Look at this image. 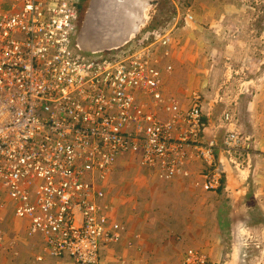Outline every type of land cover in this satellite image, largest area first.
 I'll list each match as a JSON object with an SVG mask.
<instances>
[{"label":"built area","instance_id":"1","mask_svg":"<svg viewBox=\"0 0 264 264\" xmlns=\"http://www.w3.org/2000/svg\"><path fill=\"white\" fill-rule=\"evenodd\" d=\"M78 7L0 0V222L5 213L25 221L49 257L100 264L125 232L109 190L120 159L170 181L194 155L208 168L206 191L218 190L224 170L218 141L206 139L201 95L192 91L184 111L164 89L172 68L163 61L173 32L194 22L189 8L119 49L93 52L81 42ZM219 127L221 153L237 169L250 146L229 112ZM182 264L210 263L189 249Z\"/></svg>","mask_w":264,"mask_h":264},{"label":"crops","instance_id":"2","mask_svg":"<svg viewBox=\"0 0 264 264\" xmlns=\"http://www.w3.org/2000/svg\"><path fill=\"white\" fill-rule=\"evenodd\" d=\"M141 1L115 4L118 8L128 5L123 20L127 23V18L132 19L131 31L124 32L131 34L129 38L136 30L134 16L139 13L141 23L143 15L140 29L151 18L148 10L156 3L147 0L141 9ZM186 5L194 22L173 32L169 55L163 61L172 68L164 73V89L184 111L192 91L201 95L206 139L214 136L219 144L215 154L224 170L222 184L216 191L203 189L208 168L194 155L189 157L187 174L170 181L138 167L136 160L120 159L112 176L128 173L132 179L110 194L119 195L112 201L124 212L120 216L125 232L118 245L102 249L100 264H182L186 251L193 248L202 249L210 264H234L240 251L232 247L229 254L225 253V238L233 242L245 236V228L253 225L249 219L251 205L256 203L264 210V65L259 73L258 60L253 56L257 43L250 26H244L251 23L252 13H243L244 0L237 4L201 0ZM90 28L88 32H92ZM224 112L233 116L235 129L250 146L249 157L237 169L220 150L224 129L219 125ZM133 163L136 170L132 172ZM2 219L0 226L8 232L0 233V264H74L68 257L56 259L44 254L42 237L28 236L25 221L9 213ZM134 232L137 234L133 236Z\"/></svg>","mask_w":264,"mask_h":264},{"label":"rangeland","instance_id":"3","mask_svg":"<svg viewBox=\"0 0 264 264\" xmlns=\"http://www.w3.org/2000/svg\"><path fill=\"white\" fill-rule=\"evenodd\" d=\"M156 3L153 5L151 8L148 10L149 17H151L143 27L145 29H154L157 28L158 26H164L168 25L170 22L171 17L175 15V13H184L185 9L187 8V5H178V7H175L170 0H155ZM231 3H238V0H228ZM240 4V3H239ZM244 11L243 13H252L251 14V23L247 22V24H244L245 28L249 27L252 29V35L254 37L255 43H257L256 46V51L253 53V56L256 60H258V68L259 73L262 72L263 65H264V0H244ZM97 15V14H96ZM155 15L153 19V16ZM124 14L119 17L123 18ZM257 16V17H256ZM98 17V16H97ZM104 18V17H103ZM253 18H255L253 20ZM104 19H107V22L102 21L100 23L101 29H105L103 25H106L108 23V18L105 17ZM114 20V19H113ZM115 21V20H114ZM243 21V20H242ZM179 27H181L179 25ZM142 27H140L139 32L136 34V36H132L131 39L133 40L134 38L139 37L140 35L142 36L143 31L141 30ZM99 30V29H98ZM130 40V41H132ZM233 40V39H231ZM262 63V64H261ZM263 68V69H262ZM136 165L137 163L134 162ZM131 164L132 166L130 167L131 171L136 170L135 165ZM131 172V173H132ZM130 173V174H131ZM129 175L128 173L122 175H113L112 179L109 183L110 185V192L114 191L113 188H119L123 187L128 180L132 179V176ZM119 198V195H114L112 197ZM258 204L254 203L253 206L251 205V209H249V219L250 223L253 225L247 226L245 228V236H240L239 238H236V241L231 242L230 239L225 238L224 244L226 247L225 253L229 254L230 249L235 248L236 251H240L235 258L236 261L234 264H264V216L262 212L264 210H260L257 206ZM113 209H114V216L116 220H119L123 223V217L120 216V214L123 215V211H119L121 208L119 207V204L113 203ZM121 212V213H119ZM264 213V212H263ZM124 224V223H123ZM251 227V228H249ZM2 231L8 232L6 227L0 226V233ZM137 232V231H136ZM136 232L133 233L137 234ZM20 234L23 232L20 230ZM118 245V244H116ZM115 245H113L114 247ZM112 247V246H111ZM112 247V248H113ZM197 249V248H193ZM201 252L205 254V252L202 249H198ZM206 255V254H205ZM207 256V255H206ZM231 260V259H227ZM238 260V261H237ZM182 263V262H181Z\"/></svg>","mask_w":264,"mask_h":264},{"label":"flooded vegetation","instance_id":"4","mask_svg":"<svg viewBox=\"0 0 264 264\" xmlns=\"http://www.w3.org/2000/svg\"><path fill=\"white\" fill-rule=\"evenodd\" d=\"M112 1L114 2V4H116V3L117 4H122V3L118 2V1H115V0H112ZM94 2H97V3L93 4ZM145 2H147V0L141 1V3H140L141 4V9L145 8V5H146V4H144ZM79 6H80L79 7V13H80V19H81V24H80V28H81V42L84 45L93 48V47H95V44H93L92 36L97 37L99 35V30H98V33H97L96 28L100 27V23L102 21H104V22L106 21L107 22V19H104L101 16V14H100L101 11L103 10L102 9L103 6H101L100 0H95V1L94 0H88L86 2H85V0H79ZM91 13H98V17L96 15H92L91 16ZM128 14H129V16H130V14L134 16V13H128ZM137 15H139V13L136 14L134 16V18H137ZM104 16L108 17L106 15H104ZM124 16H126V15H124ZM124 20H125V18H124ZM126 21H127V23L124 24L125 27L123 29L125 31H131V27H130L129 24L132 23V19L127 18ZM138 21L140 22V18L139 17L137 19V22ZM109 22H111V21H109ZM86 23H87V26H88V24L90 25V27H91L90 29L92 30V32L91 31L90 32L87 31V28H86V25H85ZM106 27H107V25H106ZM118 29L122 30V27L120 26ZM86 32H87V34H86ZM100 35H101V33H100Z\"/></svg>","mask_w":264,"mask_h":264},{"label":"water","instance_id":"5","mask_svg":"<svg viewBox=\"0 0 264 264\" xmlns=\"http://www.w3.org/2000/svg\"><path fill=\"white\" fill-rule=\"evenodd\" d=\"M118 1L120 3L125 2L124 0H115ZM101 14V13H100ZM143 14V13H142ZM103 15H106L109 17L110 13H103ZM141 23L138 21H136V30L133 32V36H136V34L139 32V25L143 24L144 19H143V15H141ZM139 17V16H138ZM137 17V19H138ZM119 27H114L112 23L107 24L106 27V33L103 35H98L97 37L92 36L93 39V44H95V47H90L91 51L93 52H105V51H111L114 49H119L121 48L123 45H125V43H127L131 37L129 38V34L124 33L123 29L120 30L118 29ZM123 39L120 43L116 44L115 42Z\"/></svg>","mask_w":264,"mask_h":264},{"label":"bare ground","instance_id":"6","mask_svg":"<svg viewBox=\"0 0 264 264\" xmlns=\"http://www.w3.org/2000/svg\"><path fill=\"white\" fill-rule=\"evenodd\" d=\"M95 1V0H94ZM106 2V3H105ZM97 3V2H96ZM100 3H101V6L102 9H103V12L105 13H110L109 17L108 18V22L109 23H112L114 27H122V29L125 27V21L122 19V18H119L121 16V14H125L127 13V11L125 10L126 7H128V5H121L119 8L115 6L114 2L112 0H100ZM130 3V2H129ZM103 12L101 13V16L105 18V16L103 15ZM95 13H91V16L94 15ZM98 16V13H96ZM94 17V16H93ZM89 18V17H88ZM115 21H114V20ZM87 22V21H86ZM103 23V22H102ZM108 24V23H107ZM86 25V28L88 29L90 27V25L88 24L87 26V23L85 24ZM106 29V27H105ZM105 29H99L100 31H106ZM97 30V29H96ZM85 31V30H84ZM98 31V30H97ZM123 31H125L123 29ZM134 32V31H133ZM132 32V34H133ZM87 33V32H86ZM85 34V33H84ZM131 35V34H130ZM129 35V36H130ZM128 36V37H129ZM123 39H120L119 42H121ZM117 43V42H116Z\"/></svg>","mask_w":264,"mask_h":264},{"label":"trees","instance_id":"7","mask_svg":"<svg viewBox=\"0 0 264 264\" xmlns=\"http://www.w3.org/2000/svg\"><path fill=\"white\" fill-rule=\"evenodd\" d=\"M80 7V6H79ZM79 7H78V9H79Z\"/></svg>","mask_w":264,"mask_h":264}]
</instances>
